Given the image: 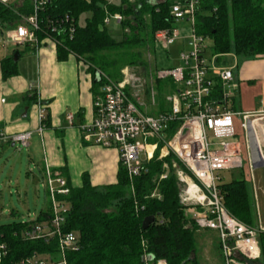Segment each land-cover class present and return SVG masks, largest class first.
<instances>
[{
  "label": "trees",
  "instance_id": "trees-1",
  "mask_svg": "<svg viewBox=\"0 0 264 264\" xmlns=\"http://www.w3.org/2000/svg\"><path fill=\"white\" fill-rule=\"evenodd\" d=\"M176 1L119 0V3L111 4L107 0H47L39 10L40 30L35 36L41 46L47 40L55 44L59 62L69 58L82 60L79 64L82 63L85 72L92 76V91L96 96L105 84V80L98 82L95 78L97 72L117 83L124 66L146 67L142 51L146 47L154 50L158 46L155 34L160 30L171 32L179 26L171 15V6ZM198 2L195 35L210 41V45H206L207 54L213 57L231 53L244 58L264 56V0ZM34 6V0H18L10 6L0 4L2 41L5 32L14 30L23 23V17L32 15ZM116 14L123 18L120 24L124 31V39L117 42L110 37L104 24L107 17ZM84 15L88 18L81 26L79 20ZM23 47L37 51L34 45ZM0 69L3 81L19 76L18 62L14 61V57L3 59ZM155 84L159 104L156 102V109L150 110L151 115L168 110L164 96L175 90L171 81L164 83L156 80ZM218 86L215 87L218 89ZM25 98L29 105L36 104L37 89H31ZM236 99L232 102V110L235 111L238 110ZM43 127L48 130L52 127L49 117H46ZM158 157L159 153L149 163V174L137 178L133 184L120 163L117 182L105 187H94L88 173L82 175L81 187H73L67 169L61 170L69 188L66 197L57 196L70 207L65 229L80 238V249L69 252L68 264H144L143 243L150 254L168 264H202L196 248L198 227L186 216L179 203L176 173L179 170L186 172V169L173 155L162 160ZM165 173L166 179L161 180ZM40 175L44 181L46 171L43 170ZM219 189L230 214L255 227L256 211L245 180L222 182ZM47 195L48 192L45 206L39 210L37 219L0 225V245L8 247V257L0 264H17L36 254H57V239L47 242L32 241L26 237L33 225L50 219L51 203ZM150 217H154L155 222L143 230V221ZM258 243L262 254L255 264H264L263 231L259 233Z\"/></svg>",
  "mask_w": 264,
  "mask_h": 264
},
{
  "label": "built area",
  "instance_id": "built-area-1",
  "mask_svg": "<svg viewBox=\"0 0 264 264\" xmlns=\"http://www.w3.org/2000/svg\"><path fill=\"white\" fill-rule=\"evenodd\" d=\"M16 1L18 0H0V4L10 6ZM46 2L47 0H34L32 15L23 17L22 24L8 31L7 35L12 43L16 46L34 45L37 50L40 48L41 44L35 34L40 30L39 10ZM198 5V0H178L171 6L172 19L179 26H191V36L186 37L189 40L188 49L180 53L179 65L157 72L152 80H170L176 85L172 94L166 97L168 110L158 115L147 113L146 102L137 91L143 86L139 78L130 77L122 83H115L97 72L95 78L98 82L105 80V84L95 97L94 119L82 129L83 138L104 149L116 150L119 163L125 167L132 184L137 178L149 174V163L157 153L159 160L169 155L175 156L186 169V172L179 170L176 173L179 203L185 209L186 216L195 223L198 230L218 233V247L223 264H255L262 254L258 243L261 231L230 214L219 186L223 171L244 168L236 141V121H239L240 129L249 134L250 130L254 132L257 129L259 122L264 121V110H232L233 99L239 95L235 76L232 69L219 61L223 56H211V60H207V46L203 39L195 35ZM111 18L118 24L123 21L122 16L116 14L107 17L104 24L107 25ZM178 35V28L171 32L160 30L155 34L156 43L166 49L174 44ZM133 88L136 93H132ZM150 94L151 106H154L153 89ZM45 109V105L38 100L36 113L40 133L45 129ZM2 139L18 146L20 151L23 147H29L31 133L22 132ZM256 144L258 164L261 161L264 163L262 150ZM166 177L165 173L160 178L165 180ZM44 183L51 198L52 214L47 222L33 225L26 237L32 241L47 242L57 239L59 251L55 255L36 254L17 264H68L69 252L80 249L78 234L66 232L65 229L70 207L57 197L68 195V183L60 174L49 170ZM142 246L144 264H168L150 254L145 243ZM7 255V245L1 244L0 262Z\"/></svg>",
  "mask_w": 264,
  "mask_h": 264
},
{
  "label": "crops",
  "instance_id": "crops-1",
  "mask_svg": "<svg viewBox=\"0 0 264 264\" xmlns=\"http://www.w3.org/2000/svg\"><path fill=\"white\" fill-rule=\"evenodd\" d=\"M185 40L189 44V40L186 38ZM185 43L184 45L188 48V44ZM180 50L179 55L187 49L181 48ZM24 54H35L34 56L37 57L38 78H36V85L27 83L28 80L25 75L21 74L19 67V76L3 81L0 69V149L8 146L16 147L12 143L5 142L2 138H8V136L22 132H30V141L37 136L42 155V163L36 167L40 179H42L40 173L43 170L46 171V174L48 170L51 173H58L65 179L61 170L67 169L69 181L76 188L81 187V177L84 173L89 174L94 187L115 184L119 170L118 152L112 148L104 149L91 144L83 138L82 129L89 126L94 119L96 96L92 91V76L86 73L74 58L59 62L55 44L50 40H47L36 52H32L31 48L24 47L23 54L20 55ZM231 56L237 58H235V63L232 66L227 60L223 61L226 67L233 70L235 83L239 90V95L235 101L238 106L237 111L264 110V57L256 60L243 57L241 58V66H239L240 64L237 62L239 58L234 53L225 55L224 58ZM3 59L0 60V63ZM235 71H238L237 75H235ZM34 88L37 89L38 100L46 107V117L51 120L52 127L49 130L45 128L43 133L39 131L36 104L29 105L25 98ZM147 108L149 114L150 110L156 109V104ZM259 123L257 124V131L264 134V121L260 125ZM246 135L248 138V134ZM259 136L260 134H258L256 143L264 154V146H262ZM255 146L257 144L249 148V165L252 175L249 181H251L253 189L252 203L256 208H259V192L254 183L253 172L261 169V167L258 166ZM28 148H32L31 144ZM255 227L264 232L262 225L257 227L256 224Z\"/></svg>",
  "mask_w": 264,
  "mask_h": 264
},
{
  "label": "rangeland",
  "instance_id": "rangeland-1",
  "mask_svg": "<svg viewBox=\"0 0 264 264\" xmlns=\"http://www.w3.org/2000/svg\"><path fill=\"white\" fill-rule=\"evenodd\" d=\"M111 4L119 3V0H107ZM88 18L87 15H84L79 20V25L83 26L85 20ZM179 31L178 38L171 47L164 49L161 46H157L152 50V47H146L143 52V61L144 66H124L121 70V79L117 83H122L126 78L136 77L142 80L143 86L138 88L137 91L142 94L143 100L146 102L147 107L151 106V94L150 90L153 89L155 94V103L159 104L157 89H155V74L161 70H169L175 68L178 65V55L181 51L180 49H188L185 44H188L186 37L191 36V26L180 25L177 27ZM107 30L112 39L117 41H122L124 38V31L121 24H118L114 19H109L107 24ZM8 32H5L3 36L2 44L0 43V60L5 57H14L15 53H19V71L21 74L25 75L27 78V83L29 85H36L38 78V70L36 67L37 57L29 54H23L24 47L16 46L8 38ZM204 44L209 46L210 41L205 40ZM209 53V52H207ZM260 56L256 59H260ZM207 60H211V56L207 54ZM236 58V57H235ZM234 57H221L223 60H227L230 66L235 63ZM238 63L241 66V58L238 57ZM76 59V58H75ZM237 59V58H236ZM251 59V58H250ZM253 59V58H252ZM77 60V59H76ZM82 60H77L79 62ZM228 64V65H229ZM82 67V63L79 64ZM238 74V71H235V75ZM152 81H150V80ZM237 80V79H236ZM162 81V80H161ZM170 80H164L162 82H169ZM172 82V81H171ZM176 87V85H175ZM132 93H136V89H132ZM170 94V91L168 92ZM166 94V95H168ZM167 96H164V104L167 107ZM152 107V106H151ZM262 124L261 122L259 125ZM236 141L240 147L241 155L244 161L243 169H236V171H223L220 176L223 183H230L236 180H245L247 189L251 198L253 199V189L252 183L249 181L250 177V146L256 145L258 134H260L259 139L264 146V134L263 132H258L257 129H254V132L250 130L248 138L245 132H243L239 127V121H236ZM258 125V126H259ZM31 149L23 147L20 151L18 146L12 148L11 146L0 149V225L2 224H11V222H20L26 223L37 219L39 215V210L44 208L47 190L45 188L44 181H41L38 177L37 166H40L42 163V155L38 145L37 136L30 141ZM37 148V150H36ZM263 152V151H262ZM264 155V154H263ZM54 173V172H52ZM253 177L255 178V186L259 192V208L255 207L256 216L258 217V225L264 227V168L255 170L253 172ZM49 197V195H47ZM50 198V197H49ZM51 203V198H50ZM52 206V203H51ZM218 233L215 231H204L198 230L196 232V248H197V257L202 264H223V261L220 257V249L218 247Z\"/></svg>",
  "mask_w": 264,
  "mask_h": 264
},
{
  "label": "water",
  "instance_id": "water-1",
  "mask_svg": "<svg viewBox=\"0 0 264 264\" xmlns=\"http://www.w3.org/2000/svg\"><path fill=\"white\" fill-rule=\"evenodd\" d=\"M0 43L2 44V39H1V37H0ZM19 53H15V55H14V61L15 62H18V60H19ZM26 115V114H25ZM13 146H15V145H13ZM259 159H260V157H259ZM258 166L259 167H261V168H264V163L261 161V162H259V164H258ZM144 223H143V230H147L149 227H151L152 225H153V223L155 222L154 221V217L152 218V217H150V218H146L144 221H143Z\"/></svg>",
  "mask_w": 264,
  "mask_h": 264
}]
</instances>
